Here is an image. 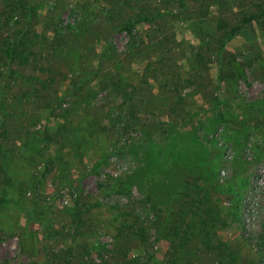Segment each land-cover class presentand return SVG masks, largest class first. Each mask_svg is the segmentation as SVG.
<instances>
[{
    "label": "rangeland",
    "instance_id": "rangeland-1",
    "mask_svg": "<svg viewBox=\"0 0 264 264\" xmlns=\"http://www.w3.org/2000/svg\"><path fill=\"white\" fill-rule=\"evenodd\" d=\"M258 2L33 1L36 60L0 68V264H264V16L219 25Z\"/></svg>",
    "mask_w": 264,
    "mask_h": 264
},
{
    "label": "trees",
    "instance_id": "trees-1",
    "mask_svg": "<svg viewBox=\"0 0 264 264\" xmlns=\"http://www.w3.org/2000/svg\"><path fill=\"white\" fill-rule=\"evenodd\" d=\"M34 0H1V7L3 8L0 12V68L8 70L11 64H15L18 67H25L30 64H33L36 60V53L31 48V39L26 35L25 28L30 27L32 22L35 20L36 15V5L33 3ZM208 1V0H202ZM256 12H241V20L234 26L229 27L228 22L222 20L219 24L220 28L225 31V39H229L233 36L234 32L237 31L241 25H249L253 21H257L264 16V4L257 3L254 5ZM152 16H144L138 19L131 20L124 24L121 29L128 30L131 33V29L134 24L147 22L151 19ZM20 25V27H19ZM22 25V26H21ZM3 91L0 87V114L5 111L3 108ZM1 138L6 139L7 135L1 134ZM12 152L9 149H5L2 142H0V172L4 175L5 179L8 180L10 177L6 173V164L11 158ZM153 154L151 155V158ZM178 156L175 158V162L179 161V164L182 165V168H188L194 166V163L190 160V157L185 153V157ZM156 162L157 159H154ZM158 166H161L160 163L156 162ZM153 167V162L150 161V164L145 169V173L149 174ZM37 179V178H36ZM184 185L181 184L176 190L172 203H175L177 198L182 194L184 190ZM31 207V217H37L40 213L38 206L35 202H32ZM33 223L28 224V229L32 231ZM167 229V223L165 222L161 229L158 232L156 241H160L164 236ZM191 230V228H187ZM187 234V233H185ZM138 237L143 238V231L138 230L136 232ZM188 238L179 237L178 238V248H181L188 243Z\"/></svg>",
    "mask_w": 264,
    "mask_h": 264
}]
</instances>
